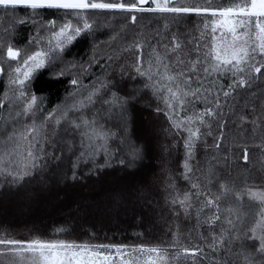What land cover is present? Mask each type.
<instances>
[{"label": "snow or ice", "instance_id": "6c2138e0", "mask_svg": "<svg viewBox=\"0 0 264 264\" xmlns=\"http://www.w3.org/2000/svg\"><path fill=\"white\" fill-rule=\"evenodd\" d=\"M0 9L28 10L25 18L9 17L12 26L36 25L29 45L47 42L22 55L0 38V60L6 49L7 61L16 62L7 70L0 63V77L8 85L0 95V191L22 188L43 177L50 165L55 173L63 151L75 157L69 158L71 180L82 178L76 172L82 164L95 175L113 159L130 167L142 158L143 149L127 135L129 105L135 106L141 89L122 96L113 91L111 80L88 89L73 78L71 103L48 112L31 91L38 70L62 60L73 41L95 31L98 25L89 13L126 14L131 25L144 13L202 18L195 36L182 39L165 25L166 34L157 31L149 38L138 32L121 46L132 57L129 65L120 66L121 73L130 69L140 78L145 95L158 101L155 111L165 116L182 146L179 176L164 183L173 215L194 221L188 235L177 229L170 241L147 246L0 234V257L9 264H264V0H0ZM46 10L64 15L44 22L40 16ZM3 30L10 41L12 28L5 24ZM113 110L123 125H116L119 132L101 123ZM240 140L253 142V159L246 146L233 152ZM56 144L63 148L47 150ZM198 146L203 161L196 159ZM241 163L245 171L238 179L232 170ZM252 174L260 176L259 182ZM53 231L59 237L67 229ZM193 233L198 243L191 242ZM182 236L188 244L181 243Z\"/></svg>", "mask_w": 264, "mask_h": 264}, {"label": "trees", "instance_id": "16d2710c", "mask_svg": "<svg viewBox=\"0 0 264 264\" xmlns=\"http://www.w3.org/2000/svg\"><path fill=\"white\" fill-rule=\"evenodd\" d=\"M187 2L203 4L204 0ZM220 2L222 0H214V3ZM28 14L25 9H18L15 13L0 9V38L20 48L22 55L25 52L31 54L47 43L44 41L39 47L29 45L28 41L39 30L36 25L27 23L12 26L9 17L25 18ZM63 15L62 12L46 10L41 13L40 19L44 22L49 19L60 21ZM137 15V24L131 25L125 22L126 14L113 16L111 13H89L90 19L98 25L95 31L73 41L63 53L62 60L38 70L31 83V91L43 100V109L48 112L71 103L70 93L75 91L71 84L73 78L80 80L88 89L93 85L98 86L101 80H111L113 91L122 96L141 89L134 102L135 106L129 105L127 135L143 149L142 158L130 167L113 159L110 167L95 175L90 174L88 165L82 164L76 170L77 175L83 173L82 178L71 180L69 158L74 161L75 157L71 152L59 153L63 164L55 173H50L54 167L50 165L49 172L43 177L26 182L22 188L0 191V234L20 240L39 236L45 239L151 246L170 241L172 232L177 229L184 236L192 230L194 221H185L183 217L173 215L164 183L169 176H179L184 156L182 146L170 132L165 116L155 111L158 101L150 93L145 95L139 77L130 69L121 73L120 66L131 63V55L122 51L121 46L131 42L133 34L140 32L151 38L157 31L166 34L167 25L168 30L186 39L197 34L202 27V18L192 15L163 17L153 13ZM5 24L12 28L10 41L3 30ZM113 36L116 39H112ZM2 51L4 57L0 63H4L7 70L9 63L14 66L16 62H8L6 49ZM109 56H119V59L109 60ZM61 71L63 75H60ZM7 88V79L0 77V95ZM240 99L237 97L238 101ZM101 123L116 132L120 131L116 125L123 127L115 110L105 114ZM252 143L250 141L245 145L240 140L232 146L233 152L239 153L240 148L246 146L249 148L250 159H253ZM62 148V144H56L47 150L57 152ZM259 155L257 153L256 158ZM204 156V151L198 146L196 159L203 161ZM232 171L239 179L245 166L238 164ZM252 175L259 182L260 176ZM51 176L56 179L53 180ZM176 183L181 189L185 187L180 179ZM60 227L67 231L57 237L53 230ZM191 242H199L195 233L191 236ZM181 243L188 244L189 240L182 236ZM0 264H9V259L0 257Z\"/></svg>", "mask_w": 264, "mask_h": 264}]
</instances>
